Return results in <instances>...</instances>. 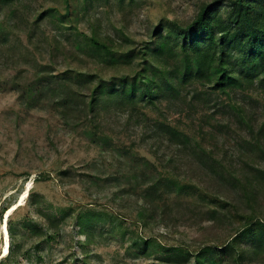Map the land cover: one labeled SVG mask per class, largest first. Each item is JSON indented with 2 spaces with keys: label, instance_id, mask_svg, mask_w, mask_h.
Here are the masks:
<instances>
[{
  "label": "rangeland",
  "instance_id": "rangeland-1",
  "mask_svg": "<svg viewBox=\"0 0 264 264\" xmlns=\"http://www.w3.org/2000/svg\"><path fill=\"white\" fill-rule=\"evenodd\" d=\"M214 1L0 3V264H183L178 255L184 264H195L202 247H222L238 230L264 219V184L256 186L249 205L239 184L219 181L154 132L161 123L183 133L211 150L209 163L217 170L244 175L249 171L244 162L264 170L263 161L252 164L245 156L249 133L236 120L241 108L259 124L264 91L257 82L244 91L207 92V97L195 82L178 99L167 95L154 105L139 102L132 108L107 97L93 118L79 110L64 117L58 97L43 89L32 100L23 97L37 78L54 76L56 86L80 90V100L87 102L93 81L129 80L149 64L161 67L150 53L159 38L191 24ZM232 1L221 0L217 14L224 17ZM129 52L136 57L125 65L108 62ZM73 76L85 82L68 81ZM88 131L96 134V144ZM156 175L169 176L182 190L156 198L155 213L141 219L137 212L150 183L144 182ZM198 194L205 200H197ZM210 209L219 212L220 221L204 215ZM88 213L99 222L79 231L77 217ZM26 224L45 235H33ZM134 239L147 242L149 250L140 255ZM10 248L17 253L6 258ZM232 256L212 259L235 264ZM242 264H264V254L247 256Z\"/></svg>",
  "mask_w": 264,
  "mask_h": 264
},
{
  "label": "trees",
  "instance_id": "trees-1",
  "mask_svg": "<svg viewBox=\"0 0 264 264\" xmlns=\"http://www.w3.org/2000/svg\"><path fill=\"white\" fill-rule=\"evenodd\" d=\"M5 1L9 3L12 0H0V3H5ZM220 3L221 0L212 2L199 12L191 24L181 28L179 32H170L164 38H159L157 46L150 53L156 57L161 67L149 64L129 80L124 77L110 82L100 79L93 81L87 102L80 100L82 98L80 90L74 92L68 87L64 89L62 85L56 86L54 76L50 80L42 78L44 81L39 80L40 77L37 78L35 82L23 89V97L25 100H32L43 89L50 97H58L55 99L58 101L56 105L62 109L64 117L70 116L71 113L73 115L79 110L85 111L93 118L98 106L107 97L110 102L115 101L114 104L120 107L132 108L139 102L154 105L155 101L167 95L178 99L181 91L195 82L204 88L198 93L201 92L205 97L208 95L207 92L226 95L234 91H244L255 82L264 91V0H233L228 4L224 17L217 14V7ZM95 47L102 50L107 49L97 44ZM109 56H111L110 53ZM133 57L136 56L133 52H129L111 56L108 62L113 65H125L134 59ZM89 78L92 79V76ZM68 81H74L77 85L85 82L83 77L78 79V76H73ZM237 110H239L236 115L237 124L239 127L243 125L249 133V139L244 140L246 141L244 142L246 149L243 151L245 156L250 161L252 160V164L256 160L264 162V108L259 124L253 118L247 119L241 108ZM93 132L88 131L86 135L92 143L96 144L94 141L96 134ZM154 132L158 133L157 140L163 137L170 146L186 151L193 160L199 161L204 168L209 169L219 181L239 184L240 191L249 205L252 202L251 199L256 196V186L264 184V170L260 167L244 162V166L249 171L239 176L228 170L226 172L223 169L217 170V165L209 163L211 150L203 148L196 142L193 144L183 133L161 123L154 126ZM141 164L144 163H139V167ZM218 165L221 164L218 163ZM138 175H144L143 171H140ZM162 176L156 175L144 182L145 184L150 183L143 190L145 205L137 212L141 219L147 216L148 219L155 213L156 198L162 199L165 195L182 190L180 183L169 176ZM197 200L204 201L203 194H198ZM222 205L226 206L225 203ZM204 215L209 220H221L217 210L210 209ZM94 218L95 215L89 213L78 216L76 225L79 231L87 232L94 229L100 219L94 220ZM48 219L53 222L54 218L50 216ZM260 220L256 224L238 230L231 241L222 247L214 245L202 247L196 254L195 264H215L213 257L221 261L222 257L227 254L235 257L232 262L242 264L247 256L256 257L264 254V219ZM25 228L35 236L45 235V230L41 232L37 226L26 224ZM10 235L14 238L12 230H10ZM140 243H143V246ZM244 243L247 249L241 248ZM147 244L145 241L133 240V245L137 247V250L139 246L141 247L140 255L149 250ZM16 253L17 250L10 248L6 258H11ZM178 258L183 261V264L187 262L182 255H178Z\"/></svg>",
  "mask_w": 264,
  "mask_h": 264
},
{
  "label": "bare ground",
  "instance_id": "bare-ground-1",
  "mask_svg": "<svg viewBox=\"0 0 264 264\" xmlns=\"http://www.w3.org/2000/svg\"><path fill=\"white\" fill-rule=\"evenodd\" d=\"M6 252H5V250H4V253L3 254H5Z\"/></svg>",
  "mask_w": 264,
  "mask_h": 264
}]
</instances>
